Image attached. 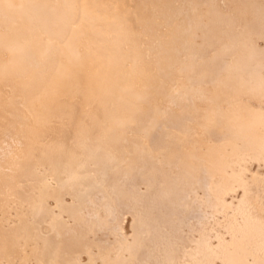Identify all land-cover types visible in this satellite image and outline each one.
Wrapping results in <instances>:
<instances>
[{"label": "bare ground", "instance_id": "1", "mask_svg": "<svg viewBox=\"0 0 264 264\" xmlns=\"http://www.w3.org/2000/svg\"><path fill=\"white\" fill-rule=\"evenodd\" d=\"M264 0H0V264H264Z\"/></svg>", "mask_w": 264, "mask_h": 264}, {"label": "snow or ice", "instance_id": "2", "mask_svg": "<svg viewBox=\"0 0 264 264\" xmlns=\"http://www.w3.org/2000/svg\"><path fill=\"white\" fill-rule=\"evenodd\" d=\"M261 211H264V202H262Z\"/></svg>", "mask_w": 264, "mask_h": 264}]
</instances>
